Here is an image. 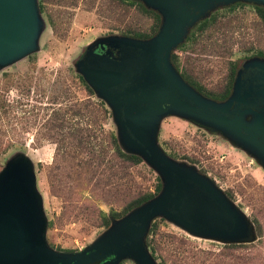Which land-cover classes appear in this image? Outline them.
Listing matches in <instances>:
<instances>
[{
	"label": "rangeland",
	"instance_id": "1",
	"mask_svg": "<svg viewBox=\"0 0 264 264\" xmlns=\"http://www.w3.org/2000/svg\"><path fill=\"white\" fill-rule=\"evenodd\" d=\"M137 3L159 13L142 0H35L40 26L33 47L0 67L1 98L17 113L31 112L23 115L28 130L18 127L5 137L16 145L0 151V173L22 160L32 167L44 241L56 254L87 251L132 214L114 219V212L148 193L158 198L166 186L146 159L130 165L117 156L113 137L124 153L134 152L123 140L112 105L81 69L94 45L152 33L154 17ZM257 7L264 8V0L213 4L172 50L176 75L210 99L228 84L232 68L237 76L264 63V22ZM162 26L163 17L151 38ZM153 139L168 159L213 186L244 222L243 233L229 239L197 234L158 215L143 237L154 264H264V158L229 133L175 114L158 119ZM117 264L139 262L127 256Z\"/></svg>",
	"mask_w": 264,
	"mask_h": 264
},
{
	"label": "water",
	"instance_id": "2",
	"mask_svg": "<svg viewBox=\"0 0 264 264\" xmlns=\"http://www.w3.org/2000/svg\"><path fill=\"white\" fill-rule=\"evenodd\" d=\"M158 10L163 17L160 32L148 40L111 38L91 47L81 61V69L91 87L112 105L120 124L125 143L146 159L165 178L164 192L143 206L131 211L118 230L77 255L56 254L44 241L45 220L36 192V177L32 167L22 160L6 167L0 173V264H117L124 257H132L139 264H154L143 237L153 218L164 215L203 236L234 239L244 231V222L224 197L197 174L180 168L168 159L153 139L154 125L165 115H180L215 127L232 135L243 145L264 158V138L260 129L249 132L242 113L235 119L216 115L225 113L233 103H219L196 92L175 73L170 56L183 40L187 28L203 17L216 3L235 0H142ZM40 22L35 0H0V67L26 55L33 47ZM126 46L140 51L147 62L146 75L134 85L125 87L120 71L96 68L88 64L99 46ZM264 70V63L248 67ZM246 67V68H248ZM241 72L239 73V75ZM237 82V81H236ZM260 137V138H259ZM199 186L232 218L231 232L204 227L206 220L193 214V222L180 212L184 190ZM177 194L174 196V191ZM130 212V213H131Z\"/></svg>",
	"mask_w": 264,
	"mask_h": 264
},
{
	"label": "flooded vegetation",
	"instance_id": "3",
	"mask_svg": "<svg viewBox=\"0 0 264 264\" xmlns=\"http://www.w3.org/2000/svg\"><path fill=\"white\" fill-rule=\"evenodd\" d=\"M85 56L86 53L83 59ZM88 64L96 68L122 72L124 84L121 89H117L118 92L139 82L146 75L147 67V62L140 51L126 46H104L103 49L100 45L88 57ZM232 96H234L233 103L227 112H215V114L235 119L242 113L244 122L249 128V132L244 131V134H255L254 128L258 127L260 122L262 126L259 132L264 138V70L252 66L246 68L235 77L230 97L219 103L227 102ZM173 194L175 196L177 191L175 190ZM172 212L182 215L191 222H193L194 214L197 219L207 221V224H202L204 227L216 228L224 232H231L234 228L232 218L215 202L210 194L199 186L189 185L186 187L181 211Z\"/></svg>",
	"mask_w": 264,
	"mask_h": 264
},
{
	"label": "trees",
	"instance_id": "4",
	"mask_svg": "<svg viewBox=\"0 0 264 264\" xmlns=\"http://www.w3.org/2000/svg\"><path fill=\"white\" fill-rule=\"evenodd\" d=\"M123 2H126L127 0H121ZM141 10L144 13L150 14L154 17V26L152 27V33H141V34H137L135 35V37L140 38L141 40H148L151 39L152 36H154L159 27L160 24L162 22V16L157 13L156 11L147 9L142 3H137ZM257 11L258 14L260 16V18L263 20L264 22V8L263 7H257ZM235 77H236V69L232 68L229 74V82L228 84L225 86V88L217 95L210 97V99L214 100V101H225L227 100L232 92V88L234 85V81H235ZM82 80V79H81ZM83 84L84 81L82 80ZM85 85V89L91 93V89ZM198 90H200V92H202L201 88H197ZM17 107H15L14 105L10 104L6 98L2 99L1 95H0V151H6L9 147H14L16 144L15 143H11L10 141H5V137L8 135L9 131H14L17 132L18 127H22V129H26L28 130V128L30 127H26V124L23 123V119L25 118L23 115L26 114H31L30 111L27 110H21L19 113H17ZM32 113H34V111H32ZM37 115V114H36ZM11 129V130H9ZM18 134V133H17ZM114 138V142H113V146L115 147V150L117 152V156L122 159L124 162L129 163L130 165H138L140 163L143 162V158L138 156V155H134V154H126L122 151V149L120 148L118 141L115 137ZM23 145V144H22ZM162 190V186L159 185L157 186L156 192L159 193ZM156 197V195L148 193L145 194L143 196H140L134 200H132L124 209V211L122 213H113L112 217H114V219H120L124 216H126L127 214H129L131 211L143 206L144 204L150 202L151 200H153ZM103 224L104 226L108 227L110 225V219L109 217L105 216L104 220H103Z\"/></svg>",
	"mask_w": 264,
	"mask_h": 264
}]
</instances>
